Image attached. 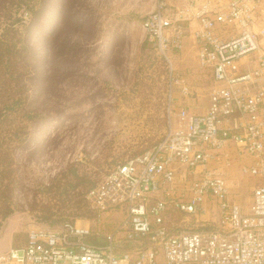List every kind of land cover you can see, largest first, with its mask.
<instances>
[{"label": "rangeland", "instance_id": "1", "mask_svg": "<svg viewBox=\"0 0 264 264\" xmlns=\"http://www.w3.org/2000/svg\"><path fill=\"white\" fill-rule=\"evenodd\" d=\"M157 2L0 0V252L21 247L31 230L66 221L88 226V240L105 245L124 211H98L87 190L161 141L180 108L206 110L211 80L197 65L194 26L167 51L189 93L169 90V63L142 27ZM178 4L171 0L169 11ZM235 166L223 171L232 199L247 211L256 179ZM181 186L175 177L174 191ZM176 195L151 198L167 200L171 233L220 224L213 202L194 216L175 207ZM135 245L121 240L115 251Z\"/></svg>", "mask_w": 264, "mask_h": 264}, {"label": "built area", "instance_id": "2", "mask_svg": "<svg viewBox=\"0 0 264 264\" xmlns=\"http://www.w3.org/2000/svg\"><path fill=\"white\" fill-rule=\"evenodd\" d=\"M158 0L142 27L169 63V90L189 93L167 51L180 48L194 22L196 60L208 72L206 110L180 108L176 123L152 148L118 162L86 198L98 211H124L103 246L88 241L86 225L31 230L21 247L0 252V264H264V0ZM171 33V34H170ZM236 164L256 179L247 211L230 195L223 169ZM179 176L182 186L174 191ZM196 216L213 202L221 221L208 230L171 233L167 200ZM149 214L153 216V225ZM138 245L116 252L118 241Z\"/></svg>", "mask_w": 264, "mask_h": 264}, {"label": "trees", "instance_id": "3", "mask_svg": "<svg viewBox=\"0 0 264 264\" xmlns=\"http://www.w3.org/2000/svg\"><path fill=\"white\" fill-rule=\"evenodd\" d=\"M157 144V143H156ZM74 170V169H73ZM72 170V171H73ZM74 175H75V178H78L79 180H81V181H84L83 180V175H77V173H74ZM94 187V186H93ZM93 187H90L88 190H87V192L91 189V188H93ZM87 192H86V194H87ZM149 219H150V222L152 223V225H153V222H154V220H153V216H152V214H149ZM58 228H60V226H58V227H53L52 229H58ZM89 241V240H88Z\"/></svg>", "mask_w": 264, "mask_h": 264}, {"label": "crops", "instance_id": "4", "mask_svg": "<svg viewBox=\"0 0 264 264\" xmlns=\"http://www.w3.org/2000/svg\"><path fill=\"white\" fill-rule=\"evenodd\" d=\"M191 26H194V28H195V24H194V22H192V23L190 24V27H191ZM193 30H194V29H193ZM193 30H192V31H193ZM195 43H196V41H195ZM195 46H196V44H195ZM235 167H236V166H235ZM236 168H238V167H236Z\"/></svg>", "mask_w": 264, "mask_h": 264}]
</instances>
